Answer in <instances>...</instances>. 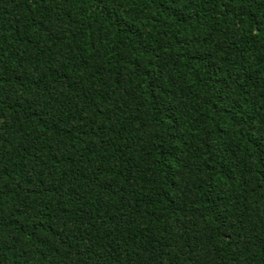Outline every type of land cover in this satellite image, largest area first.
Here are the masks:
<instances>
[{"label": "trees", "instance_id": "trees-1", "mask_svg": "<svg viewBox=\"0 0 264 264\" xmlns=\"http://www.w3.org/2000/svg\"><path fill=\"white\" fill-rule=\"evenodd\" d=\"M0 264H264V0H0Z\"/></svg>", "mask_w": 264, "mask_h": 264}]
</instances>
